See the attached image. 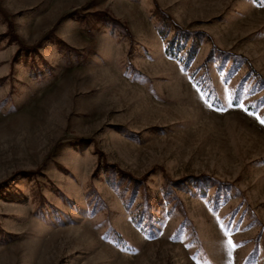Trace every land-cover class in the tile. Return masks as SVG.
I'll return each instance as SVG.
<instances>
[{"label": "rangeland", "instance_id": "rangeland-1", "mask_svg": "<svg viewBox=\"0 0 264 264\" xmlns=\"http://www.w3.org/2000/svg\"><path fill=\"white\" fill-rule=\"evenodd\" d=\"M263 79L264 0H0V264H264Z\"/></svg>", "mask_w": 264, "mask_h": 264}, {"label": "trees", "instance_id": "trees-1", "mask_svg": "<svg viewBox=\"0 0 264 264\" xmlns=\"http://www.w3.org/2000/svg\"><path fill=\"white\" fill-rule=\"evenodd\" d=\"M176 25V27L178 26L177 24H175ZM161 33H162V30H159ZM182 33H180L179 35H181ZM164 35V34H163ZM178 35V36H179ZM178 36H176L177 37V39L175 38V37H173L172 39H174L175 40V42L176 41H179L178 40ZM180 37V36H179ZM174 40H171L168 44H167V46L165 47V52L168 54V55H170V56H176V54L178 53V50H179V45H177L176 43H174ZM193 43H192V46H190V48H188L187 49V54L185 55V57H182V65H183V67L184 68H186V67H188V65H189V63H190V60H191V58H192V55L194 54V52L192 51V48H193ZM215 49V46H212L211 48H210V50L208 51V53H207V55H206V57H205V59H204V63H205V67H207V63H208V59H209V57H210V55L212 54V52H213V50ZM217 51H219V49H217ZM207 69H205V73L207 74ZM207 79H209V76H207ZM264 80V79H263ZM212 90H213V87H212ZM236 94H237V92H236ZM216 95V94H215ZM217 96V95H216ZM218 97V96H217ZM218 99H219V97H218ZM236 99H238V96H237V98ZM219 102V100L218 101H216V103H218ZM233 104H235V103H233ZM246 108L247 109H249V110H252V111H256L257 110V108H258V105L257 104H251V103H248L247 105H246ZM194 177V179H193V182L195 183V184H199L200 185V180H198V178H197V176H193ZM203 181V180H202ZM201 191V190H200ZM201 192H203V190L201 191Z\"/></svg>", "mask_w": 264, "mask_h": 264}, {"label": "snow or ice", "instance_id": "snow-or-ice-1", "mask_svg": "<svg viewBox=\"0 0 264 264\" xmlns=\"http://www.w3.org/2000/svg\"><path fill=\"white\" fill-rule=\"evenodd\" d=\"M233 103H235L236 106H238V107H240V108H243V107H244L243 102L240 101V100H238V99H236V98H233V100L230 101V103H229V107H231ZM208 106L211 107L210 104H209ZM221 110H224V109H221ZM244 110L247 111V109H244ZM260 123L264 124V120H260ZM221 228H222V229H226L227 226H226V225H221ZM227 243L231 245V244H232V241H231V240H228ZM233 247H235V246L233 245ZM229 254H230V253H229Z\"/></svg>", "mask_w": 264, "mask_h": 264}]
</instances>
